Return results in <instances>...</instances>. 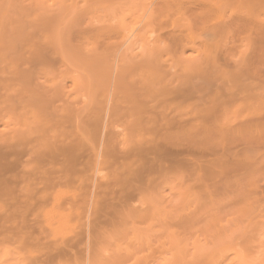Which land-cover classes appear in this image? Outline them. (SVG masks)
Segmentation results:
<instances>
[{"label": "bare ground", "instance_id": "1", "mask_svg": "<svg viewBox=\"0 0 264 264\" xmlns=\"http://www.w3.org/2000/svg\"><path fill=\"white\" fill-rule=\"evenodd\" d=\"M85 1L87 2L88 0H85ZM114 1L115 0H90L89 1V2H96V3L101 2L104 7L102 9H104V11L105 10L110 11V8H112V11L110 12L107 11L108 13L107 12L105 13L100 23L101 25L103 24L102 26L100 25L101 29L99 30L101 31L103 29L102 28L103 26H105L104 29L108 28V30H112V28H116L117 30L118 28H120V24L124 20H127L128 17L132 16L134 18V20L131 19L134 21V24L133 26L131 25L132 28L128 32L129 34L127 33L124 37H121L120 40L117 39L118 41H116V43L114 44H111V42H109L110 40L104 41V44L102 43L103 44L101 47L102 52H100L99 54L104 53L103 56H106V57L108 54L109 56L110 54L116 55V56H113L114 59H116V61L109 59V58L107 59L103 58L102 56H99V58L105 59L107 61L112 60L116 63L112 67H110L112 64H110V66L108 67L107 66L108 64L106 62L105 64L99 63L100 66H103L104 68L102 69L103 73L100 70V76L101 75L102 76L100 78L99 77L97 78L99 79V81L97 79H94V77H92L91 75V77L93 78L92 82L96 80L95 82L100 83L102 86V89H104L103 91H101L102 99L98 101L99 104L98 103L95 104V102H92L90 100L88 102V100L86 99L84 102L81 101L82 103L79 102L76 105L75 98L78 97V95L76 96L78 92H75L76 94H74L75 95L74 98L72 96L73 94L71 93H73L72 92L73 90L76 91V88L81 90L78 85H80V82L82 81H84L82 83L85 84L90 75L87 74L89 73L87 72L88 68L84 69V71L86 70L84 72L82 70L83 68H78V69L74 68L71 66L73 62L72 63L69 62L68 64L66 63V60L64 61L63 59L62 61H59V60L58 61L60 62V65L61 63L63 64L64 66L63 68H65L64 70H67L68 72V70L70 71V69L73 68L72 71L76 72L75 76H73L74 75L73 74L72 75L73 77L71 78V80L73 81L71 84H75L74 85L75 89H72L71 92L66 91V93H64L65 94L64 96H66V99L64 101L65 103L64 102L61 103L59 101L60 106L59 105L55 106V104L54 106H50V105L48 106V104L54 102L53 100H51L53 96L55 97L54 99H57L56 97H58L60 93L58 96H55L57 89L51 93H49V90L43 91L44 89L43 84L45 83L43 81L42 82L38 81L40 80L38 78L39 74L38 76H35L37 75V73L36 72L34 73V71H37V68L35 67L34 63L38 62L36 66L39 68L42 67L43 69H45L44 68L45 63H46V67H48L49 64L47 65V62L50 63L51 67H53V64H51V60L56 61L59 55L55 57V55L58 53L54 51L55 53L54 54L51 51V49H48L49 47H46V45H49V43H52L54 40L51 41L52 40L51 38H47L49 39V40L46 39L47 41L44 40L45 42L43 41V44L45 43L44 44L45 48L41 47L39 42L37 43L39 44V47H41L39 49L42 50L43 48L44 50H47L46 52L44 51V55L43 54L41 55L40 52H37V50L39 49L38 48L37 50L35 49L37 46L35 45L36 47H34V44H35L34 42L36 40L39 41L38 40L39 38H37L34 41L29 38L30 36L28 37L25 36V38L27 37L30 40L26 38V40L28 41H24L23 39H22L23 41H19V39L21 38L18 39L16 36L18 41L22 42L21 45L20 43L18 44L21 47H18L16 46V42L18 43V41H15L16 40L15 36L14 35L12 36V34H10L9 31H8L9 34L7 33L8 35H4L3 32L2 33L4 36L2 35V33L0 35V127L2 126L1 124L4 125L5 121H7L6 122L7 125L5 124L6 126L2 127V129L0 128V200L6 201V208L3 209L4 211L3 210L2 211L4 212V215L5 216L7 215V216L6 218L3 219L2 216L4 215H1L2 214L1 213L0 220L3 219L5 221L4 225L6 224L5 230H7L8 232L7 235L10 234L9 236H12V237L7 236V237L12 238V239L17 238L13 241L15 242L18 241L17 243H19V245L20 244L26 245V241L28 239L35 240V241L37 240L36 243L38 241L45 239L46 241H48L47 247H49V245L50 246L54 245L53 248L55 247L54 249L56 250H53L52 247H49L50 248V251H49L50 253H49L45 249L47 253L45 252L44 255H46L47 257L43 256L45 257L43 259H46V258L48 259L49 255L47 254H50V258H49L50 260L54 258L53 254L51 255L52 253L51 248H52V251H54L53 253L54 254L58 253L61 258H62L61 255L63 254H64L63 255L64 258H65V254H67V257L68 255H72V254H69V252L71 253L74 250L75 254H77L78 252H79L78 254H81L82 252L83 253L86 252L85 255L91 260L96 255L94 251L99 250L98 246H97L98 248L94 247L95 245L98 244V240L99 242L101 240L111 241L115 245L113 248L117 247L116 249H118V247L121 246L120 238L123 239V241H124V238H127L126 241H129L132 244L137 243L134 246L137 248H141L140 245L144 246L145 244L144 245L142 244L145 240L150 239L148 238L149 236H147V234H144L145 232H141V230L139 231V229H136V227L134 226L136 223H132L133 224L132 225L130 222L129 225L131 226L127 225V219L129 218L127 217L124 218V216L125 215H130V216L136 215L137 212H140V214L141 212H143V214L145 213L144 215H146V212H150V209L153 210L158 207L156 206L158 204L157 200H160V199H156L157 203L155 199H151V198L149 199L148 196H146L147 199H144L143 197H145L146 195L145 192H147L145 190H148L150 185L154 187V185H152L151 183L155 182L154 181L155 179L158 180V178L161 177L162 175H163L162 177L164 178L165 170L169 168L171 170V167L174 165L173 163L178 162V160H179V163H181L180 158L183 159L185 157L184 159H186L187 157L188 159L190 157L191 161L193 160L192 162L194 163L196 162L195 160H199V161L202 160L206 162L205 164L207 166H210V164L214 160L213 157L211 156H215V154L217 153L216 152L217 147L215 146L216 148H214L212 146L214 144L210 146L209 145L207 146L189 145L186 147H182V146L180 147V145L177 144L178 146L177 145L174 146L172 143L173 141L171 142V140L169 139L170 136L176 133L185 134V135L186 134L191 135V133H193L195 136L198 134H199L198 136H200L201 134V137L202 136L205 137L206 134L207 135L209 134L208 136H211V134H214V133H216L217 135L220 134V135H227V136L230 134L234 136L238 134L243 135L245 132L248 133L254 130L253 128L255 127L258 128L260 124L264 122L263 120L264 119V110H263L264 104L261 103L264 100L263 99L264 97L262 96L264 95V69H263L264 68V18H260L261 15H259L260 16L259 17L257 15V12L252 10V7L254 9V6L261 5L262 3H264V0H190L192 3V5L189 4L190 11L188 10L186 12L187 14L191 12L190 14H188L190 16L188 17V15H186L184 11L180 9L181 11L179 14L182 20L176 18L175 21L177 22V19H178L179 22L180 20L181 22L180 23L178 22L179 24L173 26L172 28L168 24H166L168 25L167 26L168 30L164 26L165 23L162 22V20H165L166 15L169 14V13L167 14L165 11L170 12L172 8L174 7L179 8L186 1L185 2H183V0H126V1L123 0L124 2H121V1L119 2V0L116 1L120 5L115 4L116 2ZM60 3H63V1ZM66 3L68 5V2ZM107 3H109V7L108 5H106ZM113 4L117 6H114ZM187 4L185 3V5ZM197 5H199V7H196ZM54 6H56V3ZM183 7L185 8L186 6L183 5ZM189 7L187 5V8ZM192 7L198 8L199 12L197 10L196 12L199 14H201L200 10L202 9L204 10V12L202 11V14L204 15L208 14L210 17L215 18V20L213 19L214 20L213 23L211 22L212 21L211 20L208 25H205V27H203L198 38L192 37V35L187 36L189 35L188 33H186L187 35L183 34L184 31L185 32L187 31L188 25H189L188 22H187L188 25L186 22H183V19L184 21L188 20L189 22L190 21L197 22V20H199L197 18H196L197 20L189 19L193 14H195L194 8L191 9ZM258 9H259V6H258ZM172 11L175 12L177 10L173 9ZM259 11L261 13V9ZM50 12H52V10ZM163 12L166 13L164 18H160L161 14L164 15ZM9 13L13 14L11 12ZM22 13L24 15H27L29 11L27 12V14H25L26 12H23V11ZM39 14L41 13L39 12ZM39 14L37 12V15ZM60 14L58 13V16ZM67 14L68 12L65 14V16H67ZM176 15L178 16V14ZM183 15H186L188 19L186 18V16L183 18ZM65 16H64V20H66ZM202 17L208 18V16L207 17L202 16ZM14 18H17V17L14 16ZM174 18H172V20H174ZM208 19H205V21H207ZM33 20H37V19H33ZM26 22H28V20ZM26 22L24 21L23 23L25 24ZM51 23L52 25H54L53 23L55 22H51ZM19 24L20 23H18V25ZM58 24L60 23H57V25ZM156 24L157 26L159 25L160 30H162L161 31L162 34L161 33L159 34H161L163 37L167 36L166 38L161 39L162 38L161 35H159L161 36V38L160 37L158 38V36L153 34L156 37L153 40L150 39L152 35L150 37L148 32L151 33V31L153 30L152 32L154 33V31L156 30L154 27H157ZM46 25L47 24H45L44 26ZM52 25H49V26H52ZM248 25H252L253 29H250V30L252 31L254 30L255 33L257 32L256 33L257 36H255L254 39L256 37H258V39L256 38L257 41L255 40L254 41L259 42L258 40L261 39L262 41L260 42H262V44L255 43L252 40L253 39L252 36H249V39H248L250 40L251 38V40L255 43L254 45L251 44L252 48L250 47L245 48L246 46L244 47V44L246 45L244 37H243L244 40H242V37L240 38L241 42H238V41L236 42V39L234 38L238 37L237 35L238 33H240V36H241V33H242L240 32L241 29L246 28V26ZM3 26H5V23ZM162 26L164 27L163 29H162ZM121 27H125V25H121ZM19 28L20 27H18L17 29L19 30ZM21 28L22 29L19 31H22L23 33L24 28L22 26ZM185 28L187 29L185 30ZM4 30H5V27H4ZM10 32L13 33V29ZM55 32L53 33L55 34ZM158 32H156V34ZM35 33H33V35ZM252 33L250 32L249 35H252ZM258 33L263 39L258 35ZM19 34L18 36L21 37L22 35L20 36ZM46 35L48 36L49 33L48 34L46 33ZM235 35H237V37ZM12 37L15 40H13ZM243 41L245 42L244 44H243ZM29 42H33L31 46L29 45L31 44ZM41 42L42 41H40V43ZM228 44L231 45V48L238 49L241 47L242 49H239L240 52L237 55L236 54L232 55L235 57H231L230 54L232 52L230 53L231 48ZM49 46L51 47L52 44H50ZM64 48L66 47L64 46L63 50ZM136 48H138V50ZM134 49L136 50L134 51ZM200 49L201 51H198ZM57 50L59 51L61 50V48L58 47ZM89 51H92V50H89ZM195 51H198L200 53H196ZM65 52H67L66 49L64 50L63 53ZM69 52H71V50ZM85 52H83L82 54H84ZM63 53L62 54L60 53L61 58H63ZM74 53L75 52H73V54ZM87 54H89V52ZM70 55L72 56V53L68 54V57ZM79 55L81 56V53ZM78 56H77L76 61H78ZM84 58L83 56L82 58L80 57V59H84ZM35 60L36 62H34ZM100 60L101 59H99V61ZM81 62H84V61L82 60ZM87 62H89V60L86 61V63ZM93 62L96 63L95 61ZM38 64H41L42 66ZM89 65L90 63L88 64V66ZM259 65L263 67L261 68ZM61 66H60V69L62 68ZM78 66H79V62H78ZM91 67H96V66L93 65ZM98 67L99 66L96 67L97 70H98ZM101 68L102 67H99V69ZM92 69L94 70V68ZM93 70L91 71L94 72ZM52 72L54 73V71ZM83 73L84 74L86 73V74L84 75ZM41 74L40 76L43 77V75ZM61 75H64V74L61 73ZM45 76L47 75H44V77ZM52 77L54 78L53 75ZM91 77L88 79L87 84L91 83L89 82L92 79ZM46 79L44 81L47 82ZM57 79H55L54 82H57ZM71 80L69 81L71 82ZM41 83H43L42 84L43 86L41 85ZM39 85L43 87L42 90H40L41 86L39 88ZM56 86L58 87V85ZM65 87H63L64 89L61 88L63 89V92L65 90ZM81 87L83 88V86ZM85 88H87V85ZM84 90L85 89H83V91ZM97 93H100V92L98 91ZM98 97H99V94H98ZM71 99L72 101H74L73 104H71L72 103ZM259 101L261 102L259 103ZM256 102L258 103V105H256L257 107L253 105ZM245 103L246 104L249 103V104L244 105ZM259 105L263 107L261 108L259 107ZM234 106H239L238 108L236 107L235 110L234 109L232 110L233 114L236 113L234 115L236 116L234 117L235 119L233 118V116H231L233 115L232 113L231 114L228 113L231 111L232 107L234 108ZM254 106L255 108H253L252 110V108L250 107H254ZM245 108L248 111H250V109L252 111L247 112ZM245 110L247 113L242 114V117H241L240 116L241 114H239L238 112L245 113ZM228 114L232 119L227 117ZM124 115L126 116V118H124ZM120 123H123L120 125L124 127L123 131L122 129H119L120 126L117 125ZM255 131H256V128H255ZM140 132L141 133L147 132L151 135V138L153 137L152 140L148 139L147 145L144 142L145 140L140 139L141 138L139 135ZM136 134L139 135V137L135 139V142H133L132 136ZM137 141H139L140 143ZM139 144H141V146H139L140 147L139 151H141V154L136 160L127 162L129 152L134 150L135 146ZM106 154H108L107 156L110 155L112 157L111 160L113 158L115 159L114 161L112 160L113 163L118 162V164L121 163L122 165H126V167L125 166L123 167V168H126L125 171L123 169H122L123 171H121L120 168L122 167L117 166L118 165L117 164L116 166L113 165L114 167H116V169L113 166H111L114 168L113 169L114 171L110 169H108L110 171L107 170L110 173L117 172V175L113 174L112 176L111 174L107 173L108 175H105V176L100 175L99 177L95 173V170H96V168L94 169V166L96 164L95 162L98 161V158L100 157L102 158V156ZM106 157L102 159L106 160L108 158ZM118 157L122 158V160H120V158ZM117 159L119 161H117ZM107 162L109 163V161ZM177 165H180V164H176L175 168ZM119 169L120 171H118ZM166 173L168 174V171H166ZM160 180L161 179H159V181ZM61 183L65 186H70V187L77 186L75 187L77 191H78L77 188L79 187V193L75 192L70 196H66L65 194L62 195L58 190H55V188H58L56 186L58 184L60 185ZM73 183H76V185ZM150 189L152 191L153 189L155 190V188L152 189L151 187ZM153 193L149 192L148 194L150 195ZM169 200L170 201L166 199L165 202L166 201L170 202L168 203L169 205H171L170 208L172 207V205L174 207V204L172 202L173 200H171V198ZM150 202H152V206ZM153 202L154 204L155 203L156 204L154 205ZM165 202L162 203V205L165 204ZM78 204H80L81 206L83 204L82 207L86 208L87 217L84 218L83 221L81 220V223L78 225V227L73 229V231H71L70 233L68 232L67 234H61V236L59 237L56 236L57 239L56 238L53 239V237L52 239H49L50 233L48 234L46 231L48 229L47 226L51 224L50 220L59 218L60 219L59 221H62L66 219L67 217L65 214L66 209L68 208L71 209L74 207L75 208L79 207L78 209H81V206L80 205L78 206ZM168 204H165V205H168ZM155 206L156 208H153ZM168 206L165 208H169ZM161 207H163L161 210L163 211L166 210L164 209V206H161ZM175 208H174L175 211H177L178 206L177 207L175 206ZM156 210L158 211V209ZM163 211L159 212L161 215L158 214V212L156 213L157 214L156 215L154 213L155 211H153L152 213L155 214L154 216L158 217V215L162 216L161 212ZM175 211L172 208L171 212H175ZM165 212H164V216L166 215ZM168 213L171 214L169 211ZM178 213L179 212L177 211V215H179ZM169 214H167L166 216H168ZM185 216L186 215H184L183 217ZM188 216L186 217V219H188ZM149 219L151 220L152 218H149ZM163 221L164 222L162 223L164 224H161V223H160L161 225L158 224L159 225L158 230H160L161 229L160 226L163 225V229L161 230L162 233L160 232L158 234L164 236L163 233H165L164 231L166 230V228L164 229L165 227L164 218H163ZM209 221L210 219L208 220V222ZM122 222L126 223L125 225H123L126 227L122 226L121 224ZM204 222H206V220ZM119 223L121 225H119ZM116 225H118L119 227H117ZM132 226H134L135 228H133ZM113 227L119 228L120 230L118 229L113 230L114 229ZM128 228L130 230H128ZM2 229H3V226H2ZM109 229L110 230L112 229V230L109 231ZM121 229L124 230L125 232H122ZM116 230L118 231L116 232ZM119 233L122 236L120 238H118L119 237L118 235L116 236V234H119ZM155 233L157 232L152 233L154 237L158 235V234L156 235ZM104 234L108 236L105 235L104 238H101L100 236ZM160 235L157 237H160ZM165 235L166 236L164 237L168 238L170 234L168 235L166 233ZM109 237H114L115 240H113L114 238H109ZM29 240L27 242H30ZM160 240H162L161 243H163L164 245L165 241L162 236ZM169 240L171 241V239ZM117 241L118 243L119 242L120 243L116 244L115 242ZM4 243L6 244V242ZM147 243L148 242H146V244ZM160 244L158 243L155 245L159 246ZM12 245L14 244L11 243L10 248H12ZM111 245L113 246V244ZM117 245H120V246H117ZM136 245H139V246H136ZM148 245H149L148 247H151V248L154 247V246H150V244ZM6 246H9L8 243L6 244ZM108 246L110 247V245ZM16 247L18 248V246ZM104 247L107 248L106 246ZM4 248L5 247H3V249ZM102 248L103 247H101V249ZM113 248L109 250L114 251ZM127 248H129V246ZM151 248H148V249L152 251ZM18 249L20 250L22 248L20 247ZM75 250L77 252H75ZM120 250L121 249L119 248V251H118L119 253L121 252ZM135 250L137 249L135 248ZM130 251L131 250H129L128 253L130 254L131 257H128V259L130 260L132 258L133 260V258L136 255V254L134 255V253L136 252L132 251L134 253H131ZM157 251L158 250H156V252ZM176 251L177 250H175V252ZM2 252L4 253L5 250ZM21 252H24L23 249L20 251V253ZM104 252H99V253H104ZM214 252L212 251V253ZM219 253L223 254L224 252L222 253L221 251ZM237 253L239 255V252ZM132 254L134 255V257ZM24 255H23V258L26 257V256L24 257ZM162 255L160 254L159 256H162ZM193 255H194V251H193ZM16 256H17V253H16ZM233 256L235 257L236 255H234L233 253V255L231 256V259ZM239 256L241 258V255ZM31 257L32 259L30 258L29 261H28V258L26 257L27 258L26 262H21L18 264H41L43 263L42 260L40 262L38 258L34 259L35 258L34 256H31ZM39 258L41 259V257ZM72 258H74V256ZM135 258L134 260L136 262L137 259ZM137 258H140V257H137ZM5 259H6V256H5ZM24 260L25 259H23V261ZM93 260L94 259H92L90 262L92 263ZM105 260L107 259L105 258ZM165 260H164V263L166 262V264H175L174 261L176 259L174 258L172 263L171 262L169 263L167 260L166 261ZM20 261H21V258H20ZM45 261L47 260H44V262ZM8 262L12 264L13 261L12 262L8 261ZM144 262H147V261H144ZM53 263H55V261L54 262L52 261V263L50 264H53ZM102 263L103 261L101 262V264ZM128 263L130 262H127V264ZM150 263L152 264L153 262H150ZM164 263L162 262L161 264H164ZM68 264H70V262ZM108 264H111V263H108ZM121 264H122V260H121ZM216 264H217V261H216ZM240 264H242V261Z\"/></svg>", "mask_w": 264, "mask_h": 264}, {"label": "rangeland", "instance_id": "2", "mask_svg": "<svg viewBox=\"0 0 264 264\" xmlns=\"http://www.w3.org/2000/svg\"><path fill=\"white\" fill-rule=\"evenodd\" d=\"M37 1H39V2H37ZM53 1H55V2H53ZM62 1H63V3H60ZM89 1L90 0H88L87 2L85 0H65V1L64 0H42V1L41 0H32V1L31 0H6V1L0 0V35H1L2 32L4 33V35H8L10 33V34H12V36L14 35L15 38H16V36H17L18 39L21 38V39H19V41H23V40L24 41H28V40H26V38L28 36H30L29 38L32 39V40H34V41L37 38H39L38 39L39 41H37V40L35 42L33 41L35 43L34 44V47L37 46L35 48L36 50H37V48L39 49V48L45 46L44 45L45 43L43 44V41L44 40L45 41L49 40L47 38H51L52 39L51 41L54 40L52 43H49V45L52 44L51 47L49 45H46V47H49L48 49H51V51L53 53H54V51L56 53H58V54L55 55V57H57L59 55L57 57L56 61H52L51 60V64H53V67H51L50 66V63L47 62V65L49 64L48 67H46V63H45L44 64L45 67L43 65V67L45 69H43L42 67H41L42 68L41 69V68H39V67L36 66L38 62H36V60L34 61V62H36V63H34V65H35V67L37 68V71H38V72L37 71H34V73L35 72L37 73V75H35V76H38V74H39L38 78L41 81L40 80H38V81L39 82H42L43 81L45 83V84L41 83V85L42 84L44 85V86L42 85L44 87V89H45V90L43 89V91L49 90V93H51V92H54L57 89L56 90V93H55V96H58L59 93H60V95H59L60 97L59 96L56 97L57 99H54L55 97L53 96V98L51 100H53L54 102L48 104V106L49 105L50 106H54V104L56 106V105H59L60 102L63 103L65 101V99H66V96H64L65 95L64 93H66V91L67 92H71L72 89H75V86H74L75 84H71L73 82L71 80V78L73 76H75V73L76 72L75 71H72L73 68L72 69L69 68L70 71L68 70V72H69L68 73L67 70H64L65 68H63L64 67L63 64L61 63L62 66L60 65V62L59 61H62L64 59V61L66 60V63H68V64H69V62H71V63L73 62L72 65H71L72 67L77 68V69L78 68H83L82 69L83 71H84V69H87L88 68L87 69V72H89V73H87V74L90 75L88 77V79L91 77V75H92V77H94V79H97L98 77L100 78L102 76V75L100 76V70L102 72V69H104L103 66H100V64H105V62H106L108 64L107 65L108 67L110 66V64H112L110 66V67H112L116 63V62H114V61H116V59H114V57H113V56H116V55H113V54L111 55L110 54V56H109V54L108 55L105 54V55H107V57H106V56H103L104 53L103 54L102 53L99 54L100 52H102L101 51V49H102L101 47L104 44V41H109L110 40L109 42H111V44L116 43V41H118L117 39L120 40L121 37H124L131 30V28H132V26L134 24V21H133L134 18L132 16H130V17L127 18V20H124L120 24V28H118L117 30H116V28H112V30H108V28H105L104 29L105 26L102 27L104 30L103 29H102V31L99 30V29H101V27H100L101 24L100 23H101L104 15H105V13L108 10H105L104 11V9H102L104 7H103V5H102L101 2L96 3V2H89ZM116 1H118V0H115L114 2H116ZM120 1L121 2H124L123 0H119V2ZM66 2H68V5H67ZM183 2H185L186 4L188 3L187 4L188 7H189V4L192 5V3H191L190 0H183ZM52 3H54V4H52ZM55 3H56V6L59 7V8H57L56 6H54ZM57 3L58 4L60 3V4L58 5ZM99 3H101V4H99ZM185 3H183V5L186 6L185 8L183 7V5L181 7H179V8L178 7L172 8V10L173 9L174 10H177L175 12L172 11L171 9L170 10L172 12L170 10H168L170 12L165 11L167 14L169 13L168 15H166L165 20H162V22L165 23L164 26L166 27V29H167V26L168 25L172 28L173 26L178 25L181 22L182 19H181V16L179 14L181 10L184 11V13L186 15H188V14L191 13V12L188 13V14L186 13L188 10L190 11V7L187 8V5H185ZM115 4L118 5L119 3L116 2ZM63 5H65V6H63ZM100 5H102V6H100ZM106 5H108V7H109V3H107ZM117 5H114V6H117ZM256 6H254V9L252 7V10H254L255 12H257V15L258 16L261 15V17L259 16L260 18H264V11H263L264 10V3H262L261 5H258L259 6V9H258V6L257 7ZM111 7H113V6H111ZM196 7H199V5H197ZM68 8H70V9H68ZM193 8L195 10L194 13L196 14L197 13L196 10L198 11V8L192 7L191 9H193ZM59 9H61V10L64 9L63 11L65 13L63 11L59 10ZM65 9L68 12L67 16H65V14L67 13L65 11ZM260 9H261V13L259 11ZM51 10H52V12H50ZM8 11L11 12V13H13V14H10ZM22 11L23 12H26L25 14H27V12L29 11V13L27 14L29 17L27 15H24L22 13ZM110 11H112V8H110ZM110 11H108V12H110ZM200 11H201V14L197 13L195 15V14L192 13L193 15L192 14L191 15L192 16L195 15V16L194 17L191 16L193 19L191 17L189 18L191 20H194V19L197 18L200 21L196 19L197 22L196 21H192V22L190 21L189 22L188 20H185L184 21V19H183V22H186V23L188 22L189 23V25L187 23L188 29L185 28V30L187 29V31L186 32L185 31L183 32L184 35H187L186 33H188L189 35H187V36H191L192 35V37H195V38L197 37L198 38L199 35H200V32L203 29V27H205V25H208L211 20H212L211 21L212 23L215 20V18L210 17L208 14H205V15L202 14V11L204 12V10L201 9ZM37 12H38V14L40 12L41 14H39V15H41V16L37 15ZM165 12H163L164 15L161 14V16H163V17L160 16V18H164L165 14H166ZM58 13L59 14L60 13L62 14V15L61 14L59 15L61 17L58 16ZM29 14H31V15H29ZM176 14H178V16ZM4 15H6V16H4ZM34 15H35V17H34ZM174 15L177 16V17H175ZM186 15H183V18ZM8 16H10V17H8ZM14 16L17 17V18H14ZM36 16H37V18H36ZM64 16H65V19L66 20H64ZM167 16H168V18H167ZM189 16L190 15H188V17ZM202 16H206V17L208 16V18L210 20L208 18H205V17H202ZM24 17H26V18H24ZM172 18H174V20H172ZM176 18L181 19L180 22H179L178 19H177V22H176L175 21ZM186 18H187V16H186ZM16 19H18V20H16ZM33 19H37V20H33ZM46 19H47V21L49 23L46 21ZM131 19H133V20H131ZM205 19H208V20L205 21ZM19 20L21 22L22 21L23 22L24 21L26 22L28 20V22L25 23L27 25H25L23 22L21 23ZM30 20H31V22L34 21L35 23L34 22H33L34 24L31 23ZM6 22H7L8 25L6 24ZM11 22H12V24H11ZM51 22H55V23H53L54 25H52ZM4 23H5V26H3ZM18 23H20V24L18 25ZM57 23H60V24L57 25ZM21 24H23V25H21ZM45 24H47L46 26H48V27L44 26ZM166 24H168V25H166ZM20 25L24 28L23 33H22V31H19V30L22 29ZM24 25H25V27H24ZM35 25H37V26H35ZM38 25H39V27H38ZM49 25H52V26H49ZM121 25H125V27H121ZM31 26L33 27V29H32ZM156 26H157V24H156ZM4 27H5V30H4ZM15 27H16V29H15ZM18 27H20L19 30L17 29ZM52 28H53V30H52ZM154 28L156 30H158L159 32L155 30L156 32H158L157 33L158 35L156 34L155 31L153 33L152 32L153 30L151 31L152 34L150 32H148L150 37L152 35L151 38L149 37L151 40H153L156 36H158V38L159 37L161 38V36H162L161 35L162 34L161 33L162 30H160L159 25L157 27H154ZM163 28L164 27L162 26V29ZM12 29H13V33L10 32ZM54 29H56L57 31L54 30ZM110 29H111V27H110ZM250 29H253L252 28V25L246 26V28L241 29V31H240V32H242L241 33V36H240V33H238L237 35H238V37L239 36L240 37L238 38L237 35H235L237 38H234V39H236V42L237 41L238 42H241V39H240L241 37H242V40L245 39L246 45L244 44L245 42L243 41L244 47L246 46L245 48H247V47L252 48L251 46L254 45L255 43L262 44V42H260V41H262L261 39L258 40L259 42H255L258 39V37H256L257 39L256 38L254 39V37L257 36L256 35L257 32L255 33L254 30L252 31ZM8 31H9V33H8ZM18 31L20 32V34H19ZM26 31L28 32V34H27ZM243 31H245V32H243ZM53 32H55V34ZM250 32L251 33L253 32L252 35H249ZM3 33H2V35H3ZM33 33H35L34 34L35 36L33 35ZM46 33L47 34L49 33V35L47 36ZM159 33H161V34H159ZM18 34L20 36L21 35L23 36L25 34L23 37L24 38H25V36H27V37L24 39L22 36L19 37ZM39 34H40V36H39ZM153 34H155L156 36H154ZM56 35H58V36H56ZM159 35H161V36H159ZM242 35H244V36H242ZM258 35L260 36L259 33H258ZM249 36H252L253 37L252 40L253 41L255 40L254 41L255 43L251 40V38H250V40H248L249 39ZM9 37H10V35H9ZM166 37L165 36L164 37L162 36L161 39L166 38ZM243 37H244V39H243ZM17 38H16V40L13 38V40L18 41ZM29 38H27V39H29ZM61 40H63V41H61ZM19 41H18V43L16 42V46L21 47L18 44L20 43V45H21L22 42H19ZM40 41H42V42L40 43ZM33 42H29L31 44H29V43L28 44L31 46ZM38 42H39V44H40L41 47H39V44H37ZM198 44H199V42H198ZM231 45H229L230 48H231ZM61 46H63V47L65 46L66 47V48H64V50L65 49L67 50V52H65L66 54L63 53L64 50H63V47H61ZM257 46H258V44H257ZM55 47H57V48H55ZM58 47H60L61 50L58 51L57 50ZM197 47H199V46H197ZM136 49L138 50V48H136ZM136 49H134V51ZM239 49H242V48L241 47L238 48V49L237 48L236 49L235 48H231V51L229 50L230 53L232 52L230 54V56L231 57H235V56H232V55H234V54L237 55L240 52ZM68 50L69 51L71 50V52H69ZM89 50H92V51H89ZM236 50H238V51H236ZM44 51L46 52L47 50H44L43 48H42V50L41 49L37 50V52H40L41 55L42 54L44 55ZM85 51L87 53L89 52V54L90 53L91 54L89 55ZM198 51H201V49L198 50ZM198 51H195V52L196 53H200ZM73 52H75V53L73 54ZM83 52H85L86 54L85 53H84L85 55L82 54ZM233 52H235V53H233ZM60 53L61 54L63 53V58L60 57V55H61ZM67 53L68 54H71L72 53V56H74L75 54H77V55H75L76 57L74 56L75 58L70 55L69 56L70 58H69ZM80 53H81V56L79 55ZM205 53H206V51H205ZM77 56H78V61H76L77 60ZM82 56H83V58L85 56V58L84 59H80V57L82 58ZM99 56H102L103 58H106V59L109 58V59H112L114 61L111 60L112 61L111 62L109 60L110 61L109 62V61H107L105 59L99 58ZM66 57H67V59H66ZM99 59H101V60L99 61ZM82 60L84 62H81ZM88 60H89V62L86 63V61H88ZM102 60H104V61H102ZM93 61H95L96 63H94ZM78 62H79V66H78ZM89 63H90V65L88 66ZM92 63H94V64H92ZM56 64L57 65L59 64V65L57 66ZM81 64H82V66H81ZM38 65L42 66L41 64H38ZM54 65H56L57 67L54 66ZM93 65H95L96 67L99 66V67H102V68L99 69V67H98V70H97L96 67H91ZM261 65H263V64H261ZM60 66L62 67L61 69H60ZM259 66H258V68H259ZM260 67L262 68L263 66H260ZM89 68H91V69H89ZM92 68H94V70ZM55 70L57 71V73H56ZM79 70H81V69H79ZM91 70H93L94 72H92ZM52 71H54V73ZM65 72H66V74H65ZM61 73L64 74V75H61ZM40 74L43 75V77H41ZM55 74H57V75H55ZM44 75H47L49 78L47 76H45L47 78L46 79L44 77ZM52 75L54 76L55 79H57L59 77L60 78V79L58 78L59 81L57 79V82H54L55 79L52 77ZM66 75H67V77H66ZM56 76H57V78H56ZM50 78H51V80H50ZM45 79L47 80V82L44 81ZM88 79H87V81H86L85 84L82 83V82H84V81H82V82H80V85H78L81 90H79V89L76 88V91L73 90L72 91L73 93H71V94H73L72 95L73 98L75 97V95H74V94H76L75 92H78L79 93V94L78 93L76 94V96L78 95V97H76L75 99L77 101L79 100L78 102L75 100L76 105L79 102L80 103L84 102L86 99L88 100V102L90 100L92 102H95V104H97V103L99 104L98 101L102 99V95H101L102 92L101 91H103L104 89H102L101 84L95 82L96 80L94 81L95 83L92 82L93 78L91 79V81H89L91 83H88L87 84ZM69 80H71V82ZM97 80L99 81V79H97ZM60 83L63 85V87L66 86L64 92H63V89L64 88L62 87V85ZM41 85H39V88H40ZM56 85H58V87ZM86 85H87V88H85ZM42 86H41V89L40 90H42V88H43ZM81 86H83V88ZM61 88H63V89H61ZM96 88H98V89H96ZM99 88H100V90H99ZM83 89H85V90L83 91ZM97 90L100 93H97L98 92ZM91 93H92V95H91ZM84 94H85V96H84ZM98 94H99V97H98ZM93 95L96 96V97H94ZM100 95H101V97H100ZM262 96L264 97V95H262ZM92 97H94L95 99L92 98ZM96 98H97V100H96ZM71 101H72V99H71ZM73 102L74 101H72L71 104H73ZM260 102L261 101H259V103ZM261 103L264 104V100ZM71 104H69V105H71ZM248 104L249 103H247V104L245 103L244 105H248ZM244 105H242V106H244ZM253 105L256 106V105H258V103L256 102ZM255 106L254 107H250V108H252V110H253V108H255ZM236 107L238 108L239 106H234V108L232 107L231 111L228 112V113L231 114L232 113V110L233 109L235 110ZM259 107L262 108L263 106L259 105ZM250 108H248V109H250ZM246 110H245V113L244 112H241V113L238 112L239 114H241L240 115L241 117H242V114H246L247 112L252 111L250 109V111L247 110V112H246ZM238 111H239V109H238ZM235 112H237V111H235ZM235 114L236 113H234L231 116H233V118H234V117H236V116H234ZM227 117L231 118L229 116V114H228ZM124 118H126L125 115H124ZM124 118H122V119H124ZM263 120H262V122H263ZM4 121H5V119H4ZM6 122L7 121H5V124H6ZM5 124L4 125L1 124L2 126L0 128L2 129V127H4V126L7 125V124L6 125ZM121 124H123V123H120V124H117V125L120 126ZM261 125H263V126H261ZM123 128H124L123 126H120L119 129H122V131H123ZM255 128H256V131H255ZM255 128H253L254 130H252V131H250L248 133L247 132H245V133L243 132L244 134L241 133L243 135L238 134V135H235V136L232 135V134H230L228 136L227 135H220V134L217 135L216 133L211 134V136H208L209 134L208 135L206 134L205 137H203V136L201 137V134H200V136H198L199 134L196 135L197 136L196 137L193 133H191V135L190 134L189 135L188 134L185 135V134H179V133H176V134L171 135L169 139L171 140V142L173 141L172 143H173L174 146H176L177 144L180 145V147L181 146L182 147H186V146H189V145H191V146L192 145L193 146L194 145L195 146H207V145H209L210 146V145L214 144L212 146L214 148L217 147V150L215 149L217 153L215 152L216 153V154L214 153L215 156H211L214 159L213 162L210 164V166H207L205 164L206 163L205 161L195 160L196 162L194 163V162H192L193 160L191 161L190 157L188 159L186 157L187 160L184 159L185 157L183 159L180 158V160H181L180 162L181 163H179V160H178V162L175 161L176 163H173L174 164L173 165L174 167L172 166L173 168L171 167V170H170V168L167 169V170H165L164 175L166 177L164 176V178H163L162 177L163 175H162L161 177L158 178V180L155 179L154 181L156 183L155 182H152L151 183L152 185H154V187L150 185L149 186V189L148 190H145L147 192H145L146 195H145V197H143L144 199H147L146 196H148L149 199L150 198L151 199H155V201H156V199H160V200H157L158 201V204L156 205L159 208L158 207L156 208V206L153 207V208L158 209V211L156 209H153L152 208L153 210L150 209V212H146V215H144L145 213L143 214V212H141V214H140V212H137L136 215H131V216L130 215H125L124 216V218H126V217L129 218V219H127V225H129L130 222H131V224L132 223H136L134 225L136 227V229H139V231L141 230V232H145L144 234H147V236H149L148 238H150V239L149 240L147 239L148 241L144 239L148 243L146 244V242L144 241L145 243L143 242L142 245H144V244L145 245L144 246H141L140 245L141 248H137V247L134 246L137 243L132 244L131 242L126 241L127 238H124V237H123L124 238V241H123V239L120 238V237H122L120 233L119 234H116V236L117 235L119 236L118 238H120V242H121V244H120L121 246L120 245H117V246H120V247H118V249H116L117 247L116 248H113L115 245L111 241H108V240L107 241H103V240H101L99 242V240H98V244L96 243L97 245H95L94 247H97L98 246L99 248L98 247L97 248L99 250L98 251L97 250H95V251L93 250L94 253H96V255H95V257L92 258V259H94L92 261V263L93 264H98V263L101 264V262L103 261L102 264H108V263H111V264H121V260H122V264H127V262H130L128 264H142V262H143V264H147V263L148 264H151L150 262H153L152 264H161L162 262L164 263V260L165 259L169 263L170 262L172 263L173 260H174V258H175L176 259L175 260L176 262L174 261L175 264H212V263L213 264H216V261H217V264L218 263L219 264H222L223 262H224L223 264H225V262H226V264H235V263L236 264H238V263L240 264L241 261H242V264H264V122L262 124H260V126L258 128L257 127H255ZM257 129H258V131H257ZM140 133H139V135L141 137L140 139L145 140L144 142L146 143V145H147L148 139L152 140V138H153V137L151 138V135L149 133H147V132H143L141 134ZM148 134L150 135V137H149ZM136 135L132 136L133 142H135V139H137L139 137V135H137V136ZM202 135H204V134H202ZM137 142H139V141H137ZM142 143H143V141H142ZM139 146H141V144L136 145L135 146V149L129 152V155H128V158H127V162L128 161H132V160H136L139 157V155L141 154V151H139V149H140ZM107 155L108 154L102 156V158L104 159ZM107 157H106L107 158L106 160H103L100 157L102 160L100 158H98V161L95 162L96 163L95 166H94V169L96 168L95 173L99 177H100V175L101 176H105V175H108V174H111L112 176H113V174H116L117 175V172L116 173H113L111 171L112 173H110L108 171L113 170L114 168L116 169V167H114V166H116L118 164V162L117 163L116 162L113 163L112 160L114 161L115 159L113 158L111 160L112 157L110 155L107 156ZM118 158H120V157H118ZM120 160H122V158H120ZM188 160H190V161H188ZM107 161H109L110 165H109V163ZM117 161H119V160L117 159ZM120 164H118L117 166L122 167V168H120L121 171H123V170L125 171L126 168H123V167L124 166L126 167V165H122V164L120 165ZM176 164H180V165H177L176 168H175V165ZM111 166H113L114 168L111 167ZM108 169H110V170H108ZM120 169L118 171H120ZM166 171H168V174L166 173ZM159 179H161V180L159 181ZM61 184L60 185L58 184L59 186L57 185L56 187H58V188H55V190H58L62 195L65 194L66 196H70V195H72L75 192L79 193V187L77 188L78 189V191H77L76 188H75L77 186H71L72 187L71 188L70 186H65L63 184L61 186ZM73 184L76 185V183H73ZM63 186H65V187H63ZM150 187L152 189L155 188V190L153 189L154 193L150 189ZM149 192L150 193H153V194H150L149 195L148 194ZM156 192H158V193H156ZM170 198H171V200H173L172 202L174 204V207L172 205L171 208H170L171 205L168 204L170 202H167V201L165 202L166 199L168 201H170L169 200ZM151 201H153V200H151ZM157 201H156V203H157ZM174 201H175V203H174ZM164 202H165V204H168L169 206L168 205H165V204L162 205V203H164ZM79 203H81V202H79ZM150 203H151V206H152V202H150ZM153 204H154V202H153ZM0 205H2V206H0V214L2 213L1 215H4V212H3L4 210L3 209L6 208V201L0 200ZM79 205L80 204H78V206ZM82 206H83V204H82ZM82 206H81V209H78L79 207L78 208L76 207L77 210H76L75 207L74 208H71V209L68 208L69 210L66 209L65 214H66L67 217H66V219H64L62 221H59L60 220L59 218L58 219H53V220L51 219L50 220L51 224H49L47 226L48 229L45 227L47 229L46 232L48 234L50 233L49 234V237H50L49 239H52V237L54 239V238H56V236L59 237V236H61V234H67L68 232L70 233L71 231H73V229L77 228L78 225L81 223V220L83 221L84 218L87 217L86 216V214H87L86 213V208H84ZM161 206H164V209H166V210H164V211L161 210L163 208ZM167 206L169 208H165ZM175 206L176 207L178 206L177 211L179 212L178 213L179 215H177V211H175V209H176ZM172 208H173V210L175 212H171L172 211ZM167 209H168V211L171 214L173 213L174 216H173V214L172 215L169 214L168 211H167ZM78 210L79 211L81 210V211L79 212ZM153 211H155L154 212L155 214L157 212H158V214H160L159 212L160 211H163V212H161L162 213V216H160L161 214L158 215V217L157 216H154L155 214L152 213ZM164 212L166 213V215L169 214L170 216L169 215L168 216H166V215L164 216ZM184 215H186V216L183 217ZM6 216L4 215V216H2V218L4 219V218H6ZM171 216H173V217H171ZM187 216H188V219H186ZM69 217H70V219H69ZM162 217L165 219V225H164L165 227H164V229L166 228L165 231L163 230L165 232L163 234H164V236H166L165 235L166 233L168 235L170 234L168 238L167 237L165 238L163 235L158 234L163 229V225H162V226H160L161 229L158 230L159 229V225L158 224H160V223L161 224H164V223H162V222H164ZM149 218H152V219L150 220ZM203 218H204V220H203ZM3 219H1L2 221L0 220V222H1L0 223V229H1L0 230V234H1L0 235V248H1L0 249V254H2V255H0L1 256L0 257V264L1 263L8 264L9 263L8 261H10V262L13 261L12 264L13 263L14 264H16V263L18 264V263H21V262H26L27 261L26 260L27 258H28V261L30 260V258L32 259L31 256H34L35 257L34 259L38 258L40 262L42 260V262L45 263V264H50V263H52V261L53 262L55 261V263H53V264H62L63 261L65 262V263L63 262V264H66V263L68 264L69 262H70V264H72V263L73 264H92L90 262L92 259L90 260L85 255L86 252L85 253L82 252L83 253V254L81 253L82 255L81 254H78L79 253L78 252L77 253L78 255H77V254L74 253V250H73L72 251L73 253L72 252L71 253L69 252V254H72V255H68V257H67V254H65V258H64L63 257L64 254H63V255H61L62 256V258H61L58 253H55V254L53 253L54 251H52V248H53L54 245H52V246L49 245V247H52L51 248V252H52L51 255L53 254L54 258L52 257L53 259L50 260L49 259L50 258V254H47V255H49L48 256V259L49 260L47 258L46 259H43V258L47 257L46 255H44L45 252H46L45 249L47 250V252L50 251V248L47 247L48 246V244H47L48 241H46L44 239V240L38 241L36 243L37 240L35 241V240H29L28 239L30 242H27L28 241L27 240L26 241V245L25 244H20L19 245V243H17L18 241L17 242L13 241V240H15L17 238H14L13 237L14 239H12V238H9V237H12V236H9L10 234L7 235L8 232H7V230H5L6 229V224L4 225V222L5 221ZM160 219H162V220H160ZM209 219L212 222L209 221L210 222L209 223L208 222ZM205 220H206V222H204ZM124 221H126V220H124ZM123 223L124 222L121 223L122 226L126 224V223H124V224ZM180 223H182V224H180ZM121 224L119 223V225H121ZM137 225H138V227H137ZM151 225H152V227H151ZM2 226H3V229H2ZM116 226L119 227L118 225H116ZM122 226H120V227H122ZM129 226H131V225H129ZM134 226H132V227L135 228ZM123 227H126V226H123ZM115 229L120 230L119 228H114L113 230H115ZM111 230L109 229V231H111ZM118 230H116V232ZM128 230H130V229L128 228ZM122 232H125V231L122 230ZM154 232H157L155 234L156 235L158 234L157 236L160 235V237H157V236L154 237V235H152V233H154ZM150 233H151V235H150ZM106 234H107V232H106ZM106 234L101 235L100 237L101 238H104V236ZM108 234H110V233H108ZM50 235H52V236H50ZM7 236H9V237H7ZM106 236H108V235H106ZM161 236L164 238V241H165V242L163 241L164 242V245H163V243H161L162 240H163V239L160 240ZM2 237H3V239L4 238L5 239L3 240ZM43 237H45V236H43ZM109 238H114V237H109ZM169 239H171V241ZM110 240H112V239H110ZM113 240H115V238ZM205 240H207V241H205ZM32 241H34V242H32ZM4 242H6V244L8 243L9 246H6V244ZM10 242L12 244H14V245H12V248H10L11 247V243ZM101 242H102V244H101ZM115 243L117 244L118 241L115 242ZM129 243H131L132 246ZM158 243L159 244L161 243L159 245L160 247L155 245V244H158ZM27 244H29L30 246L27 245ZM31 244H33L34 246L31 245ZM111 244H113V246ZM122 244H124V245H122ZM148 244H150V246H154V247H152V248L151 247H148L149 246ZM21 245H23V246H21ZM108 245H110L111 248ZM16 246H18V248L21 247L24 252H21L20 253V251L22 249L19 250ZM26 246H27V248H26ZM100 246L103 247L102 248L103 250L101 249ZM104 246H106L107 248H105ZM128 246H129V248L130 247L131 248L130 249L127 248ZM136 246H139V245H136ZM161 246H163V247H161ZM3 247H5V248L8 247V248H6V249L4 248L3 249ZM122 247H124V248H122ZM134 247L137 250H135ZM54 248H53V250H56ZM112 248L114 249V251L109 250V249H112ZM119 248L121 249L120 250L121 251L120 253L118 252L119 251ZM148 248H151L152 251H150V249H148ZM4 250H5V252L3 253L2 251H4ZM11 250H13V251H11ZM127 250L128 251L131 250L130 251L131 253H134L132 251H135L136 252V253H134V255L136 254L135 255L136 258L132 254L133 257L135 259H137L136 262H135L134 258H133V260H132V258L130 260L128 259V257H131V256H130V254L128 253ZM142 250H143V252H142ZM156 250H158V251L156 252ZM175 250H177V251L175 252ZM227 250H229V251H227ZM104 251H106L107 253L104 252ZM124 251H126V252H124ZM193 251H194V255H193ZM212 251L213 252L215 251L214 252L215 254L212 253ZM221 251H222V253L223 252L224 253L223 254L219 253ZM75 252H77V251L75 250ZM99 252H104V253H99ZM174 252H175L176 255L174 254ZM232 252L236 256L235 257L233 256L232 259H231V256L233 255ZM237 252H239V255H241V258H240V256L238 255ZM16 253H17V256L18 257L16 256ZM198 253H199V255H198ZM160 254L161 255L163 254V255L162 256H159ZM23 255H24V257L26 256L27 258L26 257L23 258ZM126 255H128V256H126ZM5 256H6V259H5ZM43 256H45V257H43ZM55 256L58 257V258H56ZM73 256H74V258H72ZM2 257H4V258H2ZM39 257H41V259ZM137 257H140V258H137ZM171 257H173V258H171ZM20 258H21V261H20ZM22 258L25 259V260L23 261ZM105 258L108 261L105 260ZM233 258L235 259V261H234ZM142 259H143V261H142ZM146 259H148V260H146ZM14 260H15V262H14ZM44 260H47V261L44 262ZM144 261H147V262H144ZM211 261H212V263H211ZM46 262H48V263H46ZM56 262H58V263H56ZM243 262H245V263H243ZM43 263H41V264H43ZM9 264H11V263H9ZM164 264H166V262Z\"/></svg>", "mask_w": 264, "mask_h": 264}]
</instances>
